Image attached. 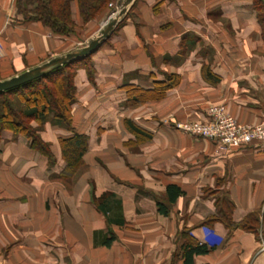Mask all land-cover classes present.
I'll list each match as a JSON object with an SVG mask.
<instances>
[{"label": "crops", "instance_id": "crops-1", "mask_svg": "<svg viewBox=\"0 0 264 264\" xmlns=\"http://www.w3.org/2000/svg\"><path fill=\"white\" fill-rule=\"evenodd\" d=\"M73 39L23 23L16 0H0V81L64 54ZM91 63L93 79L86 70L75 79L73 126L88 137L75 175L63 177L66 129L48 122L41 133L52 162L3 133L0 264H187L193 241L215 249L189 264H264V243L221 220L226 201L237 224L264 209V142L222 152L175 128L206 121L213 105L264 123L253 0H136ZM172 74L181 81L162 100L128 104V86L153 90Z\"/></svg>", "mask_w": 264, "mask_h": 264}, {"label": "trees", "instance_id": "trees-1", "mask_svg": "<svg viewBox=\"0 0 264 264\" xmlns=\"http://www.w3.org/2000/svg\"><path fill=\"white\" fill-rule=\"evenodd\" d=\"M111 1L113 0H16V10L23 23H41L54 35L67 37L75 34L78 27L73 18L74 4L82 20V26H86L107 15ZM253 10L264 37V0H253ZM91 57L67 64L49 75L0 94V143L3 132L11 131L15 135L25 137L31 149L52 162L54 157L50 145L40 136L44 125L51 122L53 126L72 133L69 138H60V143L66 162L63 177L75 175L83 165V156L88 151V137L78 133L73 126L72 107L77 99L74 78L76 66L86 64L89 76L93 79L94 70L88 64ZM203 75L207 79L212 78L206 67L203 68ZM180 81L179 75L172 74L164 81H156L153 90L128 86L126 88L128 104L138 106L148 100H162L169 90L179 85ZM33 122L38 123V127H33ZM225 206L227 211L223 213L221 220L225 222L230 233L240 229L253 233L258 241L264 243V209L249 214L237 224L231 217L234 205L226 201ZM183 249L186 262L189 264L195 255H207L215 246L193 241L187 243Z\"/></svg>", "mask_w": 264, "mask_h": 264}, {"label": "built area", "instance_id": "built-area-1", "mask_svg": "<svg viewBox=\"0 0 264 264\" xmlns=\"http://www.w3.org/2000/svg\"><path fill=\"white\" fill-rule=\"evenodd\" d=\"M175 128L214 142L222 152L245 148L254 142H264V123L242 124L224 105L211 106L206 121L176 122Z\"/></svg>", "mask_w": 264, "mask_h": 264}, {"label": "water", "instance_id": "water-1", "mask_svg": "<svg viewBox=\"0 0 264 264\" xmlns=\"http://www.w3.org/2000/svg\"><path fill=\"white\" fill-rule=\"evenodd\" d=\"M135 1L136 0H118V13L111 16L98 31L97 35L90 38L85 46L52 57L48 61L26 70L21 74L0 81V94L49 75L67 64L82 61L94 55L108 40H110L117 27L126 18Z\"/></svg>", "mask_w": 264, "mask_h": 264}, {"label": "rangeland", "instance_id": "rangeland-1", "mask_svg": "<svg viewBox=\"0 0 264 264\" xmlns=\"http://www.w3.org/2000/svg\"><path fill=\"white\" fill-rule=\"evenodd\" d=\"M118 8H119V5H118V0H113L109 3L108 5V13L107 15H105L103 18H100V19H96L90 23H88L86 26H82V20H81V24H78V27L75 31V34L73 35H70V36H67V37H64V38H74L73 40L74 41H71L70 43L68 44H65L64 47L61 49V51H64L63 53H67V52H70L71 50L75 49V48H79V47H83L86 45L87 41L89 40L88 38L91 37V36H96L97 34L96 31L100 28H102V26L109 20V18L111 16H114L116 14V11H118ZM74 18V17H73ZM81 19V18H80ZM49 59L51 58H48L46 61H48ZM44 61V62H46ZM83 61V60H82ZM90 62L88 64H90L91 68H93V64L91 63V59L89 60ZM42 62V63H44ZM89 66V65H88ZM78 66H76V69H77V72H76V75H75V78L74 80L76 79L77 77V73L79 72V70H86L87 71V66L86 64H82L80 65L78 68ZM31 69V68H30ZM29 70V69H28ZM18 75V74H17ZM75 83V81H74ZM75 87H76V84H75ZM24 108V107H23ZM47 125V123L44 125L43 127V130L45 129V126ZM32 126L33 127H38V123L36 122H33L32 123ZM43 130L40 132V136H41V133L43 132ZM5 132V131H4ZM3 132V133H4ZM6 132H10L12 133L11 131H6ZM13 134V133H12ZM13 139H17L19 137H22V138H25L23 136H18V135H15L13 134ZM42 138V137H41ZM26 139V138H25ZM27 140V139H26ZM43 140V139H42ZM28 141V140H27ZM29 142V141H28ZM45 142V141H44ZM50 145V144H49ZM30 146V145H29ZM50 149H51V146H50Z\"/></svg>", "mask_w": 264, "mask_h": 264}, {"label": "bare ground", "instance_id": "bare-ground-1", "mask_svg": "<svg viewBox=\"0 0 264 264\" xmlns=\"http://www.w3.org/2000/svg\"><path fill=\"white\" fill-rule=\"evenodd\" d=\"M118 11H119V8H118ZM118 11H116V14L118 13ZM116 14H115V15H116Z\"/></svg>", "mask_w": 264, "mask_h": 264}]
</instances>
